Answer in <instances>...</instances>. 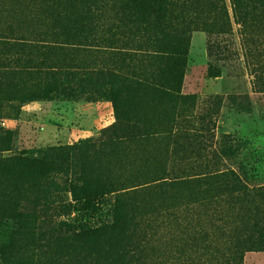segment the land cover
Masks as SVG:
<instances>
[{"label":"trees","instance_id":"1","mask_svg":"<svg viewBox=\"0 0 264 264\" xmlns=\"http://www.w3.org/2000/svg\"><path fill=\"white\" fill-rule=\"evenodd\" d=\"M234 25L260 45L264 0H0V119L8 105L81 98L107 100L114 119L98 142L39 158L4 156L14 134L0 125V264L264 254V187L205 160L178 128L193 34L232 35ZM255 81L264 94V67ZM55 176L69 177L71 203L51 200ZM74 204L83 214L53 227Z\"/></svg>","mask_w":264,"mask_h":264},{"label":"rangeland","instance_id":"2","mask_svg":"<svg viewBox=\"0 0 264 264\" xmlns=\"http://www.w3.org/2000/svg\"><path fill=\"white\" fill-rule=\"evenodd\" d=\"M247 38L236 25L232 35L193 34L179 99L178 112L184 113L177 117L178 128L195 135L200 143L196 147L206 148L203 158L235 171L248 187L259 188L264 187V94L257 91L255 79L264 67V39L259 45ZM211 69L221 75L209 78ZM113 123L111 104L103 98L38 101L20 111L8 105L0 125L13 132L14 142L4 156L39 158L49 148L95 143ZM54 180L51 200L71 203L69 177ZM83 211L74 204L70 217L52 219L53 227ZM243 264H264V254H248Z\"/></svg>","mask_w":264,"mask_h":264}]
</instances>
